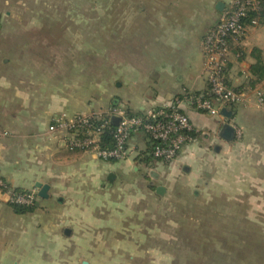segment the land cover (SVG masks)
<instances>
[{"label":"crops","instance_id":"1","mask_svg":"<svg viewBox=\"0 0 264 264\" xmlns=\"http://www.w3.org/2000/svg\"><path fill=\"white\" fill-rule=\"evenodd\" d=\"M229 1H218L224 3L223 11ZM8 2L0 0V31L5 26L3 11L9 21L22 23V18L12 13L16 5ZM218 2L121 0L122 17L120 21L109 20L112 31L107 39V52L110 42L121 41L122 45L121 77L112 91L118 100L112 106L92 98V92L98 89L96 80L90 82L88 97H83L76 85L72 90L78 89L80 94L67 93L62 90L65 84L58 83L56 93L42 96L37 93L38 89L45 90L42 87L0 81V129L8 133L0 137V177L14 189L38 191L37 183L50 187L49 198L41 199L34 211L25 214L17 213L0 196V264H98L100 250L126 248L120 234L127 219L136 213L110 200L109 190L116 185L128 190L134 185L142 188L147 184L146 173L155 177L153 180L160 174V180L171 176V181L189 185V175L210 161L214 144L216 153L237 145L264 147V104L257 102L258 92L264 95V79L250 84L252 66L258 60L264 65V23L250 27L242 39L230 42L228 80L233 88L242 90L244 101L229 107L232 117L224 121L187 108L191 122L200 131L199 139L188 144L175 162H143L151 143L143 133L130 139L126 160L104 161L93 153L69 149L64 133L49 131L62 114H91L120 106L140 115L147 109L165 107L185 93L206 91L202 44L223 13L216 8ZM115 3L111 1L112 9ZM0 41L10 42V56L25 60L59 56L61 48L55 46L60 41L56 37L32 39L34 46L28 44L31 40L27 35L21 34L0 36ZM53 48H57L54 53ZM227 123L241 132V144L236 132L231 141L223 138ZM181 169L189 173L184 177ZM165 172L171 175L165 177ZM103 192L111 197L106 199ZM97 194L105 200L102 209L92 208V202L89 209L83 208L82 199L91 201Z\"/></svg>","mask_w":264,"mask_h":264},{"label":"rangeland","instance_id":"2","mask_svg":"<svg viewBox=\"0 0 264 264\" xmlns=\"http://www.w3.org/2000/svg\"><path fill=\"white\" fill-rule=\"evenodd\" d=\"M10 1L16 5L12 13L22 23L9 21L3 11L5 26L0 36L27 35L30 46L36 44L32 39L56 37L60 41L55 46L61 48L59 56L25 60L10 56V42L0 41V81L42 87L45 90H37L42 96L56 93L58 83L65 84V92L78 93L71 87L76 85L88 97L90 82L96 80L94 100L109 106L118 100L112 91L121 77L122 45L110 42L107 52V39L112 31L109 20L122 17L121 0H115L113 9L114 0ZM216 1L220 0H210L211 5ZM241 139L237 138L239 144ZM216 145L210 161L194 171L195 177L189 175V185L171 181V176L160 180V174L153 180L146 173L147 184L142 188L116 185L109 190L112 197L103 192L106 199L111 197L115 204L136 213L118 237L126 248L113 251V256L100 250L98 264H107L106 260L108 264H264V147L237 145L216 153ZM185 173L189 172L180 170V175ZM159 186L166 189L163 195L156 192ZM101 197L83 198V208L89 209L91 202L92 208H100L105 204Z\"/></svg>","mask_w":264,"mask_h":264},{"label":"built area","instance_id":"3","mask_svg":"<svg viewBox=\"0 0 264 264\" xmlns=\"http://www.w3.org/2000/svg\"><path fill=\"white\" fill-rule=\"evenodd\" d=\"M263 0H230L218 23L204 37L202 50L205 59L204 74L207 89L199 95L185 94L169 105L147 109L141 115H131L127 109L115 106L105 112L67 116L62 114L49 126L50 132L64 133L65 145L74 151L90 152L104 161H124L129 155V142L133 135L145 134L151 141V154L163 163L175 162L184 148L195 143L200 131L195 128L185 111L187 108L227 120L222 111L241 104L245 95L229 84L227 66L231 55L230 39H242L250 27L259 26L258 19L247 22L249 14L259 12ZM259 105L264 104L262 92L257 94ZM113 146L104 147L102 136L111 123ZM223 123V122H222ZM241 136L236 127L228 123ZM8 133L0 129V137ZM0 196L9 205L33 206L39 202L37 190L15 192L0 177Z\"/></svg>","mask_w":264,"mask_h":264},{"label":"trees","instance_id":"4","mask_svg":"<svg viewBox=\"0 0 264 264\" xmlns=\"http://www.w3.org/2000/svg\"><path fill=\"white\" fill-rule=\"evenodd\" d=\"M260 11L259 12H252L249 14V19L247 20L248 23L251 22L252 19H258L259 24H263L264 23V0L261 3V7H260ZM233 39H230V42ZM229 42V43H230ZM251 75L253 76V80H251L250 84L252 86L256 85L258 82H260L261 80L264 79V65L262 64V62L260 60L257 61V63L255 65L252 66L251 68ZM236 91L238 92H242V90H238L236 89ZM185 94H190V93H185ZM191 94H195V95H199L200 93H191ZM184 96H180L178 98H183ZM131 115H136L135 113L131 112L130 110L128 111ZM141 115V114H140ZM115 129V123H111L109 125V127L105 130L103 136H102V145L104 147H112L113 146V137H112V133ZM151 142V141H150ZM155 160L151 154V143H150V148L148 151V155L145 156V158L143 159V162L150 164L151 161ZM15 192L18 193H23L26 192V190H21V189H14ZM13 207V209L20 214H25L31 211H34L36 209V204H34L33 206H21V205H10Z\"/></svg>","mask_w":264,"mask_h":264},{"label":"water","instance_id":"5","mask_svg":"<svg viewBox=\"0 0 264 264\" xmlns=\"http://www.w3.org/2000/svg\"><path fill=\"white\" fill-rule=\"evenodd\" d=\"M224 6L225 5L223 2H218L216 8H217V10L222 12ZM222 113L227 119H230L232 117V112L228 111L227 109H224L222 111ZM114 123H117V121L115 120ZM234 134H235L234 129L228 123L225 124L223 127V132H222L223 138L227 141H231L234 138ZM109 179L113 180V176H111ZM36 188L38 189V195H39L40 199H48L49 198V193H48L49 188H50L49 185H43L41 183H37ZM165 190H166L165 187L159 186L157 188L156 192L159 195H163L165 193ZM36 206H39V203H37Z\"/></svg>","mask_w":264,"mask_h":264}]
</instances>
